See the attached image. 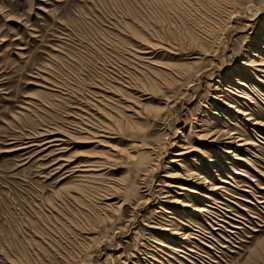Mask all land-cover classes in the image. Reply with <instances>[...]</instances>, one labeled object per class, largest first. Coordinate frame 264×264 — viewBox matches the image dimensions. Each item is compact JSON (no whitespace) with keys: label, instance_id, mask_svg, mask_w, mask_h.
I'll return each mask as SVG.
<instances>
[{"label":"rangeland","instance_id":"obj_1","mask_svg":"<svg viewBox=\"0 0 264 264\" xmlns=\"http://www.w3.org/2000/svg\"><path fill=\"white\" fill-rule=\"evenodd\" d=\"M205 1L0 0V264H264V74L260 75L263 83L247 76L240 79L251 87L247 93L255 104H246L261 124H247L242 114L230 119L236 126L225 123L240 131H232L235 141L252 139L257 145L251 149L254 154L239 153L253 165L244 170L245 176H232L234 182L221 185L195 154L178 157L185 151L170 147L172 143L189 149L197 145L196 137L202 135L198 131L207 128L203 124L212 112L222 109L224 96L215 89L220 84L233 87L226 83L233 81L235 73H244L240 66L245 68L242 63H248L257 51L254 43L264 46V8L243 11L240 24L227 29L231 5L212 7ZM261 1L256 0L258 5ZM150 42L160 52L156 48L157 53L148 57L160 66L177 65L166 67L181 80L172 75L165 85H151L154 67L145 68L148 63L139 60L143 44ZM200 71L207 72L197 83L193 76ZM193 83L199 88L191 97L188 87ZM138 88L146 94L144 109L132 104H137L134 98L139 95L133 89ZM104 98L119 107L131 105V111L142 109L145 117L133 125L122 121L123 131L112 144L124 156L105 170L98 184L80 192L76 185L81 173L71 171L85 162L88 151L96 150L88 141L80 140L83 144L54 156H48L50 151L21 150L30 138L37 140L46 131L76 130L77 119L105 120L107 105L100 102ZM172 119L177 122L168 125ZM200 143L205 144L209 159L227 163L221 168L233 167L232 159L218 150L221 145L211 140ZM130 155L142 157L155 166L154 171L140 179L131 167ZM60 156L78 158L71 169L61 171L52 167ZM172 159L180 162L170 163ZM182 167L208 182L196 177L189 182L191 189L225 186V191L252 204L226 195L228 200H224L220 197L224 190H217L208 194L224 205H211L217 208L211 210L213 215L201 219L194 213L177 226L172 219L181 211L172 202L176 195L162 198L170 191L165 182L184 184L166 178L168 173H181ZM217 170L224 178V171ZM205 203L196 202L197 206ZM106 204L116 208L107 210ZM175 228L201 231L209 247L191 240L199 253L196 259L177 257L160 246L178 247L180 238H171Z\"/></svg>","mask_w":264,"mask_h":264},{"label":"bare ground","instance_id":"obj_2","mask_svg":"<svg viewBox=\"0 0 264 264\" xmlns=\"http://www.w3.org/2000/svg\"><path fill=\"white\" fill-rule=\"evenodd\" d=\"M162 1H164V0H162ZM217 3L218 4L221 3L223 5L224 4L231 5V8L228 11L229 12L228 18H227L228 24L225 27V28L228 27L230 29H234V27H236V24H240L238 19L240 17H242L241 13L243 11L247 14V13H253L255 11H259V10L264 8V0H262L260 2L261 5H258L256 0H206L204 2V4L207 6H210L213 4L215 5ZM177 4H175V2L173 3L174 6ZM214 5L212 7H214ZM194 7L195 6H193V8ZM177 9H179V8H177ZM231 23L233 24V26L231 25ZM143 45H144V48H142V50H140V52L144 56L143 55L141 56L138 53L139 54V60L141 62L143 60V62L148 63L146 65H148L149 67L146 66L145 68L151 69V67H154V70L151 69V70H153V72L151 73L152 76H150L152 79L151 85L156 86V87H159L160 85H165L164 82L167 81L168 78H171L172 75H174L179 80L182 79L181 76L175 75V74H177L176 72L174 74V72L171 69L167 68L168 66L169 67H174V66L176 67L177 65H174L172 63H171L172 65H171V64H169L170 63L169 62V63H164L163 65H165V66H160L161 64L159 65V64L153 62V60H151L152 58L150 59L148 57L154 53H157L156 48H158V51L160 52L159 47H156L157 45L155 43L151 44V42H150V44L144 43ZM253 47L256 48L257 51L251 54L252 58L249 59L248 63H245V64H244V62L242 63V65H244L245 68L240 66L241 71L244 73H241V72L235 73L233 75L234 77L233 78L231 77L233 81L230 80V81H228V83H226L228 85H233V87L228 86L229 87V89H228V88H225V86L222 87L220 84L219 87H221V88L219 89V87H218L217 89H215L217 94H222L224 96L222 98L223 100L221 101L222 109H216L217 112L211 113L212 116L208 117L210 119L205 121V123L203 124L204 127H207V128H203L202 127L203 125H200V127H202V130L198 131V132L202 133V135L201 136L198 135L196 137L195 142L197 143V145H194V147L192 149L191 148L189 149V148H184V147H177L179 144H176V143L170 144L171 148H181L182 150L185 151L183 153L176 154L175 156L180 157V156L187 155L189 153L195 154L194 157H196V159L202 161L203 163H205L207 165L206 169H208V172H210L212 174L214 173L218 177V179L216 178V180L221 185L229 184V180H233V182H234V179L232 178V176L233 177L245 176L244 170L247 168V166L253 168L251 160L248 159L246 155H239V153L254 154L251 151V149L253 147H256L257 145L253 142L252 139L251 140H249V139L245 140L242 138L241 135H239L238 138H242V139H238L237 141H235V136H234L235 134H232V131H236L237 134H240V131H238L237 129L231 130V128L226 125V124L234 125L232 122L233 120L231 121L230 119L237 118L236 115H239V114H242L241 116L244 117V121L247 124H250L253 126L261 124V122H257L253 118V117H255V114L253 111H251V109H249L247 107L248 105L246 104L247 102H250L251 104H255V103H253L251 97L247 93V90L249 91L251 89V87H249L247 80L246 81L240 80V79H245L244 76H247L248 79L250 77H252V78H255L258 82L263 83V80H260L261 79L260 75H261V73L264 74V58H263L264 55H263V52H261V50H264V46L259 47V45L255 42ZM162 50H163V47H162ZM189 65L190 64H188V65L184 64V66H189ZM179 66H181V65H179ZM175 67H174V69H175ZM144 70L149 71L148 69H144ZM206 72L207 71L198 72V74L193 76V79H195L196 82L198 83L201 76H203ZM190 79H192V78H190ZM50 86H52V85H50ZM198 88H199V84H198V86L196 83L189 85L188 90L191 94V97L194 96V93H197ZM50 90H52V89H50ZM140 90H141V88L140 89L139 88L133 89V91L137 92L136 95H139V97H137L138 99L134 98V100H136V103L138 105L135 103H132V104H134L138 108L144 109L147 106L146 103L144 104V102H146V100H147V99H144L146 94L142 93V91H140ZM154 90H156V88ZM107 92H109V91H107ZM107 96H108V94H107ZM99 97H101V96H99ZM107 98H104V99H102V101H100L101 103L104 102V105H107L104 107L106 108V110L108 112H106V116L104 114L102 115L105 120H99V119L91 120L90 119L87 121L85 120L86 121L85 122L82 119L80 121H77L78 119L77 120L75 119L76 120V122H75L76 130H74L72 128L74 131L60 132L57 129H52V131H46V134H44L42 137H39L37 140L35 138H30V140L26 144H24L25 147L22 148L21 150L29 151V150H35L36 149V150H38V154H42V153L50 151L49 152L50 154H48V156H54L56 154L58 155L61 153H63V154L67 153L68 151L71 150L69 148L74 144H83L80 140L88 141V143L94 144L96 146L95 147L96 150L90 151V152L88 151V153L84 156L85 162L83 164L77 166V167H75V165H74L75 169H73L71 171L76 170L77 172L81 173L80 181L78 182V185H76L77 189L80 192H82L83 189L88 188V186L98 184L102 180L104 172L107 173L105 170L107 168H111V167L113 168V166L116 163H118L122 160V156H124L123 151L116 149L114 144H112V141L114 142L119 138L118 133L120 131H123V130H121L122 127L120 126L122 121L124 119H126L128 125L129 124L133 125L136 123L137 120L143 119L145 117V113L142 109L136 110V111H131L129 108H131L133 106L130 105V106H126V107L125 106L119 107L117 104H113L112 102H109ZM113 99H114V97H113ZM113 99H111V100H113ZM166 106H167V108H169L168 105H166ZM242 108H245V110L242 111ZM127 109H128V111H127ZM129 110L131 111L130 114H129V112H130ZM126 113H128V114H126ZM108 116H109V118H108ZM166 116L169 118L168 114H166ZM221 119L224 122V124L221 123ZM174 122H177V120H173V119L170 120L168 125H172V124H174ZM234 126H236V125H234ZM226 129H228L229 131H227ZM250 132H254V131L251 130ZM175 133H176V135L184 138V135L182 133H179L177 131H175ZM190 133H191V130H190ZM256 136H258V135H255V138H256ZM201 140H207V141L211 140L212 143H216L218 145H221L223 148L222 149L219 148L218 150H221L224 154H226L227 158L232 159V161L234 163L233 167L230 166V168L228 170L227 169L224 170V168H221V167H224L221 164L225 163V162H223L217 158H214L213 160L209 159L207 156L208 153L205 150V148H206L205 144L200 143ZM182 142H184V141H182ZM235 143H237V144H235ZM198 144H202V145H198ZM142 145H144V144L137 145V147H139V146L142 147ZM218 145H212V146H218ZM187 150L189 152H187ZM250 154H249V156H250ZM217 156L220 157L219 155H217ZM80 157H82V156H80ZM128 157H129L128 158L129 161L133 163V165L131 167L133 168L135 175L137 177H139L140 179H142V178L146 179L148 177V175H150V173L152 171H154L155 166L149 165L148 163L144 162L142 157L139 156V158H138V157H134L131 155ZM76 158H78V157H73L72 159L69 157L68 159H65V158L60 156V158L56 159V161L54 162L52 167L57 166L58 170H61V171L65 170L67 168H70V166L72 164H74L75 161H77ZM223 158L224 157H222L221 159H223ZM179 162L180 161L177 159H172L170 161V163H173V164H178ZM192 163L196 164L195 158H192ZM225 164H227V163H225ZM197 166H199V165H197ZM218 168H220L221 170L224 171V174H225L224 178L221 177V173L219 172V170H217ZM235 168H237V169H235ZM66 172H68V171H66ZM69 172H70V170H69ZM197 174L198 173H195L193 171L188 170L186 167H182L181 173L178 172L177 175L176 174L171 175L168 173V175L166 176V178L177 179V180L184 182V184L183 183H172L169 185L167 184V182H165L166 183L165 187L170 188V191L166 193L167 197L162 198V199L170 198L171 197L170 194L176 195V197H174V200L172 202H174V204H178L181 207V211L178 213L176 212L178 218L176 217V218H172V219L176 222V225L178 224L177 226L182 224L183 220L184 221L189 220L188 217L192 216L194 213H197L198 217H200L201 219L206 218V217L209 218L210 215H213L214 211H211V210H215L217 208L213 207L211 205H224L221 201L217 200L216 198H214L213 196L210 195L212 192H216L217 190H224V192H223L224 194L220 195V197L223 198L224 200H228L226 197L223 196V195H226V196L234 197L241 202L252 204V202H250L249 200L244 199L245 197H243V196L239 198V196L236 197L233 195L234 192H231V194H230L229 192L225 191V190H227L225 186H215L214 188L208 189L207 187H203L201 185L199 186V184H198L199 188L191 189L189 182H192L193 179H196V177L198 178V180L202 179V181L205 183V181L200 176V174H198V175ZM219 177H221V178H219ZM207 183L208 182H206L205 184H207ZM130 185H132V184H130ZM90 188H92V187H90ZM135 189H137V187ZM261 189L264 190V187H262ZM244 192L249 193L248 190H244ZM208 193H210V194H208ZM189 194L191 196H189ZM215 194H217V193H215ZM177 197H182V198L185 197V198H189V200L180 202V201L175 200ZM107 200H112V199L107 198ZM203 200H206V203H205L206 205L197 206L196 202H202ZM160 201H161V199H160ZM211 202H212V204H211ZM262 203H264V202H262ZM106 206L108 207L107 210H110V208H112L113 206H115V208H116V205H111V204L107 205L106 204ZM122 206H123V204H122ZM118 207H120V206H118ZM241 208H242V210H245V206L241 205L240 209ZM163 213L166 215H172V213L169 212L168 210H163ZM234 217H237L236 214L234 215ZM170 225L173 226V224H170ZM218 227L221 228L220 225H218ZM216 230H219V229H216ZM225 232H227V231H225ZM228 232H230V231H228ZM202 236H203V238H202ZM204 236H205V234H203L199 230H196L195 228L190 229V233L188 231L182 232V229L175 228L171 232V238H175V237L180 238L181 242L179 243L178 247L172 248L171 244L170 245H166L164 243H161V244L159 243V244L161 247L166 248L168 251L175 253L177 257H180L183 259L186 258V260H187V258L195 260L196 256L199 253L195 250L196 248L192 246L193 241H191V240H196L197 242L200 241V243L202 245L209 247V245L204 240L205 239ZM219 236L221 238H223V236H221V235H219ZM206 237L215 241V239L212 237H209V236H206ZM207 238H206V240H207ZM165 256L172 258L167 253H165ZM176 256H175V259H177ZM158 264H162L161 261H158ZM180 264H184V263H180Z\"/></svg>","mask_w":264,"mask_h":264}]
</instances>
